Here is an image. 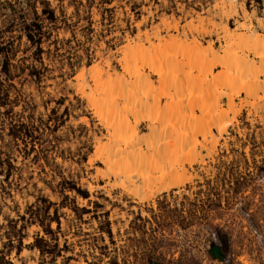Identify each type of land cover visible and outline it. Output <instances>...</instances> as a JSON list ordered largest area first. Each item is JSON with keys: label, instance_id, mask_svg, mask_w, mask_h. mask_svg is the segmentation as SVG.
Wrapping results in <instances>:
<instances>
[{"label": "rangeland", "instance_id": "rangeland-1", "mask_svg": "<svg viewBox=\"0 0 264 264\" xmlns=\"http://www.w3.org/2000/svg\"><path fill=\"white\" fill-rule=\"evenodd\" d=\"M33 22L37 44L22 29ZM228 33L257 35L258 53L248 40L231 50L251 68L245 79L264 85V0H0L10 64L0 74V264H264V86L194 81L228 70L227 58L220 64ZM136 50L154 52L165 72L129 76L124 58ZM185 74L187 91L218 94L195 102L191 116L168 117L180 99L170 83ZM145 82L155 89L139 103ZM229 104L239 109L233 123L209 127L203 116L227 111L222 126ZM121 119L128 135L145 136L114 157L143 151L127 173L164 153L161 124L173 120L166 138H186V148L161 156L153 175L167 173L165 183L183 169L191 181L142 201L124 177H105L96 144L106 143L107 122Z\"/></svg>", "mask_w": 264, "mask_h": 264}, {"label": "bare ground", "instance_id": "bare-ground-1", "mask_svg": "<svg viewBox=\"0 0 264 264\" xmlns=\"http://www.w3.org/2000/svg\"><path fill=\"white\" fill-rule=\"evenodd\" d=\"M247 25V24H246ZM176 27V26H175ZM248 27H251V25H249L248 24ZM249 29V28H248ZM250 33H254V32H251L250 31ZM234 34V33H233ZM233 34H230V33H228L227 35H224V40L226 41V40H228V42L230 43V48L228 49L227 48V54H224V56H222L221 57V59H220V64L222 63V65L224 64V59L225 58H227V62L228 63H226V64H228V65H226V66H228L227 68H228V70L227 71H224V72H220L218 75H214V76H212L211 78H209V77H203V79H201L202 77H198V75H197V78L194 80L195 82H197L198 80H199V82H206V83H208L209 82V85L211 84L210 82H213V83H215L216 81H222L223 82V80H225L224 82H226V79L230 82V85H231V87H232V85H234L235 83H237V81H241L242 79H245V76H243V74L245 73V71L246 72H250V70H251V68H249V66L247 65V64H242V66H240L241 64H239L238 62H237V60H238V57L236 56L237 54L236 53H232V52H234V51H232L231 50V48L233 47H236L234 44H236L237 43V41L238 40H234L233 41V39H232V37H233ZM157 37H158V35H156ZM251 36V35H250ZM148 37V36H147ZM138 38H140L139 36H138ZM137 38V39H138ZM149 38V37H148ZM251 38H252V41H251ZM251 38H249V39H244V38H242L241 40L239 39V41L238 42H241L240 43V45L238 46V47H240V46H242V45H246V44H248L247 42L246 43H244V41H246V40H248L249 41V44H248V46H249V49L250 48H252V47H254L253 45H252V47H250L251 45L250 44H255L254 42H257L258 40V38H257V35L256 34H253L252 35V37ZM159 39H162V38H160L159 37ZM257 40V41H256ZM242 42L244 43V44H242ZM252 42V43H251ZM193 43V42H192ZM198 43V42H197ZM238 44V43H237ZM193 45L195 46V43H193ZM234 45V46H233ZM193 46V47H194ZM197 46V45H196ZM247 46V47H248ZM158 47V46H157ZM198 47V46H197ZM256 47H257V45L255 44V50L256 51H254L255 53H258L257 51H258V48L256 49ZM212 49V48H211ZM248 49V50H249ZM253 50H254V48H252ZM137 51V50H136ZM135 52V51H134ZM157 52V51H156ZM226 53V52H225ZM134 54V53H133ZM157 54V53H156ZM236 54V55H235ZM244 54V56H242V57H245L246 55H245V53L243 52L242 53V55ZM159 55V54H158ZM162 55V54H161ZM254 55H256V54H254ZM157 56V55H156ZM241 57V58H242ZM155 58V53L154 52H152V53H149L148 51H143V50H138L136 53H135V56L134 55H132V57L130 56H126V58H124V62H125V65L123 64V66H125V67H123V68H126V73L128 72V75L129 74H131V75H135L137 78H138V76L140 77V74H142V73H144L145 71H146V69H150V71L154 74V75H158V76H161L165 71H163L162 69L160 70L158 67H157V65H156V63L154 62V59ZM240 60H242V59H240ZM249 60V59H248ZM137 61H139V63H141V65L139 66V67H137L138 65H136V66H133V62H135V64H136V62ZM235 61L237 62V65H239L238 67H236V66H233V63L235 64ZM123 62V61H122ZM252 62V61H251ZM254 64V63H253ZM224 66V65H223ZM222 66V67H223ZM255 66H257V65H255ZM148 69V70H149ZM249 72H248V74H246L249 78L251 77V76H249ZM228 73V74H227ZM83 74V71H82V73L80 74V75H82ZM151 75V74H150ZM186 75V74H185ZM130 76V75H129ZM205 76V75H204ZM223 76H224V78H223ZM246 76V77H247ZM111 77V76H110ZM124 77V76H123ZM141 77H142V75H141ZM189 77L190 76H188V75H186V76H183L182 78H178V77H176V78H174L173 80H172V82L170 83L171 84V86H173V87H175V89L177 90V97L178 98H180L179 100H178V102H176V104H174L173 106H171L169 109H167L164 113H166V114H168V117H169V115L171 116V114L172 115H174V111L175 112H177L178 110H185V111H187V110H189V113H190V116L191 115H193L192 114V111H193V109H194V103L195 102H200V100H202L204 97H206L207 96V98L208 97H213V96H216V94H218V93H216L215 91L213 92H211L210 93V90H209V92L208 93H210V94H204V93H202V92H197V91H194V92H192L191 91V88L190 89H188V91L186 90L187 88H186V86L188 85L187 84V82L189 81ZM196 77V76H195ZM226 77V78H225ZM242 77H244V78H242ZM253 78H255V79H248V78H246L245 80H242L240 83H242L244 86H245V88H247V90H257V89H259L260 87H263L264 85L263 84H261L260 83V80H258V78L257 77H254V76H252ZM194 78V77H193ZM239 79V80H238ZM137 80V79H136ZM138 80H139V78H138ZM106 81V80H105ZM104 81V84L106 85V83H107V81H108V83H107V85H110V83H109V80H107L106 82ZM133 81V80H132ZM193 81V82H194ZM131 82V81H130ZM194 82V83H195ZM202 82V83H203ZM131 83H133V82H131ZM131 83H129L130 85H132ZM146 83L147 82H145V87L144 88H147L146 90H143L142 91V89L141 90H139V92H137V101H140L139 103H141V101H142V99H143V97L145 96V97H147L146 95H148V93H149V91L151 92L152 90H154L155 88H150L149 89V87H146ZM190 83V82H189ZM238 84H239V82H238ZM237 84V85H238ZM261 84V85H260ZM121 85V84H120ZM128 85V84H127ZM138 85H139V81H138ZM143 85H144V83H143ZM148 85V84H147ZM190 85V84H189ZM192 85V84H191ZM195 85H197V84H195ZM208 85V84H207ZM225 85V84H224ZM263 85V86H262ZM129 86V85H128ZM140 86V85H139ZM159 87H162V86H165V84L164 83H159V85H158ZM236 86V85H235ZM234 86V87H235ZM99 87V86H98ZM109 87V86H108ZM189 87V86H188ZM139 88V87H138ZM137 88V89H138ZM143 88V89H144ZM98 89V88H97ZM104 89H105V86H104ZM106 89H107V87H106ZM125 90L124 91H126V88H124ZM129 89V88H128ZM108 90H110V88H108ZM107 90V91H108ZM105 91V90H104ZM107 91H106V93H107ZM124 91H122V94H124V95H128L129 93H126V92H128V90L125 92V93H123ZM99 92V91H98ZM251 92H254V91H251ZM105 93V94H106ZM220 94H223V93H221L220 92ZM219 94V95H220ZM124 95H123V98H124ZM181 96H183V97H181ZM126 98V97H125ZM124 98V99H125ZM207 98H205V99H207ZM215 98V97H214ZM135 100H136V98H134ZM218 99V98H217ZM109 100V99H108ZM126 100V99H125ZM132 100H133V98H132ZM134 100V101H135ZM107 101V100H106ZM136 101V102H137ZM204 101V100H203ZM143 102V101H142ZM157 103V101H154V100H152V102H150V103H148V105L149 106H155V104ZM202 103V102H201ZM218 103V102H217ZM143 104V103H142ZM199 104V103H198ZM148 105H146V106H148ZM230 105V104H229ZM146 106H145V108H146ZM148 106V107H149ZM141 107V106H140ZM147 107V108H148ZM157 107V106H156ZM201 107V106H200ZM146 108V109H147ZM127 109V108H126ZM215 109V108H214ZM142 110H143V108H142ZM168 112V113H167ZM227 111H224V110H221V108H216V110H213L211 113H210V115H208V117H206V116H203V118L204 119H206V121H208L209 123H208V126L209 127H214V128H216V129H218L220 132H223L224 130H225V128H227V126H229V125H231L232 123H233V121H234V119H235V117H236V114L239 112V109H236L232 104L230 105V109H229V113L230 114H232L231 115V117L229 118V120L227 121V122H225L226 124H224V125H222V126H219L218 125V122H217V120H219V118H221V116L222 115H224V113H226ZM188 113V114H189ZM206 114V113H205ZM209 114V113H208ZM227 115V114H226ZM196 120V119H195ZM225 120V119H224ZM120 121V120H119ZM169 123V122H168ZM174 123L175 122H173V120H172V122L170 123V124H167V122H166V124H161L162 126V129L164 130V132H163V130H162V132L164 133V137H163V134H161L162 136H161V141H160V138H158L159 140H157L158 142H160V144L159 143H157L158 145H161V148L162 149H164L163 151H164V153L163 154H161V156H162V158L163 157H168V155H170L171 153H169L168 154V152H171L170 151V149L172 148H174V150H176L175 149V146H176V148H177V146H179V148L180 147H184V145H185V148H186V143L184 144L183 142L185 141V139L186 138H184V141L182 140V141H180V139L179 140H173L174 141V143L172 142V143H170V141H168L167 140V138H166V135H165V133L166 134H168V132L170 131V133H172L171 132V130L173 129L174 130ZM178 123V122H177ZM182 123V122H181ZM176 124V123H175ZM180 124V123H179ZM165 125V126H164ZM129 126V124L127 123V121H125V120H123V119H121V121L120 122H118V123H115L114 121L112 122H107V125H106V131H108V135L106 136V139H107V141H106V143H102L101 141H98L97 142V144H96V151H97V153H98V157H99V159H100V161L103 163L102 165H104L105 166V168L107 169L106 170V172H105V177H110V176H118V177H124L123 178V180H122V182H126V185H125V187H128L129 189H130V191H132V192H134V193H136V197H139L140 198V200H142V201H147V200H150L152 197H154L156 194H158V193H160V192H163V191H168L169 189H171V188H175V187H179L180 185H183V184H185L186 182H189V181H191V179L193 178V175L190 173V174H187V172L185 171V170H183L182 169V167L181 168H179V169H182V170H180L181 172L180 173H178L177 171H176V175H175V173H174V175H175V177H173V175H171L170 177H173L172 179H170L169 178V180L167 181V182H163V179H164V177L166 176V174H164V173H162V174H164V177L163 176H161V175H159V177H154V172L156 173V171L157 170H160V166H161V162H162V164H163V161H162V158H161V156L159 157V158H153V159H151L149 162L147 161L146 163H145V167H144V169H142V170H144V171H141V172H133L132 174H129V172L127 173V171L129 170L130 171V169L132 168V167H130V165L131 166H135V165H132V164H135L136 162H137V156H138V158L141 160V157H142V154H143V151H140L138 154H132L131 156H126L125 158H123L122 160H120L119 162H116L115 161V159H114V157L120 152V151H122L123 149H124V147L125 146H129V145H132L133 146V144H136V143H138L139 141H142V139L145 137V136H141L140 134H139V131L137 130L136 132H135V130H134V133L135 134H129L128 135V133H127V131H126V128ZM163 126H164V128H163ZM135 127V126H134ZM150 131H149V138L152 140V139H155L156 137H155V135H156V129H155V127H153V126H151V124L149 123L147 126H146ZM161 127H160V129H161ZM175 127H177V126H175ZM135 129H136V127H135ZM160 132V131H159ZM158 132V133H159ZM127 133V134H126ZM161 133V132H160ZM126 134V135H125ZM128 135V136H127ZM134 135V136H133ZM158 135V134H157ZM169 135V134H168ZM171 135V134H170ZM160 137V136H159ZM172 138H174V137H172ZM171 138V139H172ZM170 139V138H169ZM147 140V139H146ZM156 140H154V141H156ZM143 141H144V139H143ZM148 141V140H147ZM178 141H180L179 143H178V145L176 144ZM187 141V140H186ZM140 143V142H139ZM116 144V145H115ZM156 144V145H157ZM187 144H188V142H187ZM156 145H155V147H156ZM148 147H150V145L148 144L147 145ZM152 147V146H151ZM153 148V147H152ZM160 148V146H159V148L157 149L158 150V152H159V149L160 150H162ZM181 150V149H180ZM180 150H178V151H180ZM183 150H184V148H183ZM126 151V150H125ZM158 152H157V154H158ZM159 153H161V152H159ZM175 153V152H174ZM180 153H183V151L182 152H180ZM156 154V153H155ZM176 155H178V154H176ZM139 156H141V157H139ZM155 156V155H154ZM159 156V155H158ZM181 156H184V155H181ZM144 157V156H143ZM153 157V156H152ZM161 158V159H160ZM166 158H165V161H166ZM171 159V158H170ZM143 160V159H142ZM168 160V159H167ZM164 161V162H165ZM182 161V160H181ZM168 163H169V161H167ZM180 162V161H179ZM183 162H184V160H183ZM182 163V162H181ZM180 163V164H181ZM166 164V163H165ZM164 164V165H165ZM136 165H137V163H136ZM138 165H140V164H138ZM176 165H178V164H176ZM183 165V163L181 164V166ZM135 168V167H134ZM163 168V167H162ZM185 169V168H184ZM174 172V171H173ZM170 174V173H169ZM156 185H158L157 186V189H155L154 190V188H152L151 189V187L152 186H156ZM127 191H128V189H127ZM130 194V193H129Z\"/></svg>", "mask_w": 264, "mask_h": 264}, {"label": "trees", "instance_id": "trees-1", "mask_svg": "<svg viewBox=\"0 0 264 264\" xmlns=\"http://www.w3.org/2000/svg\"><path fill=\"white\" fill-rule=\"evenodd\" d=\"M31 26L33 29H35V34L33 31H31ZM22 29L24 30V35L27 38V40L31 43L37 44L39 42V34H37V24L34 22L31 23L30 25L24 24L22 26ZM38 48V47H37ZM39 49V48H38ZM8 50L7 46L4 42L0 41V74L7 76L8 75V67H9V58H8ZM48 249V248H46ZM45 251V250H43ZM50 252V251H46Z\"/></svg>", "mask_w": 264, "mask_h": 264}, {"label": "crops", "instance_id": "crops-1", "mask_svg": "<svg viewBox=\"0 0 264 264\" xmlns=\"http://www.w3.org/2000/svg\"><path fill=\"white\" fill-rule=\"evenodd\" d=\"M153 79H156L155 76H152ZM222 103H223V100H222ZM145 123H142V125H144Z\"/></svg>", "mask_w": 264, "mask_h": 264}]
</instances>
